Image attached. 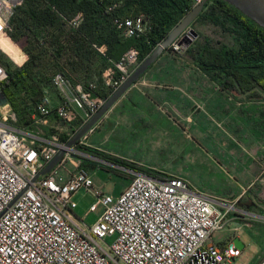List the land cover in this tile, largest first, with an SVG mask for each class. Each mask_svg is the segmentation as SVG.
Returning a JSON list of instances; mask_svg holds the SVG:
<instances>
[{
	"label": "built area",
	"instance_id": "2783aa9c",
	"mask_svg": "<svg viewBox=\"0 0 264 264\" xmlns=\"http://www.w3.org/2000/svg\"><path fill=\"white\" fill-rule=\"evenodd\" d=\"M22 1L0 0V41L9 39L5 33L8 20ZM200 1L191 0L190 9ZM79 20L77 15L69 25L76 27ZM113 24L124 38L147 30L141 15L114 19ZM182 35L167 50L183 51L177 44ZM2 53L12 61L5 51ZM137 64L136 52L127 49L103 70V85L112 93ZM6 81L0 66V90ZM50 88L57 100L52 103L47 89L43 90L34 108V124H44L47 117L55 115L64 123L77 119L80 127L104 102L91 96L94 84L87 88L71 85L60 74L51 77ZM2 98L0 92L1 110L5 108ZM14 122L15 115L9 109L0 113V264H225L240 255L229 241L223 245L211 241L213 234L224 229L233 204L200 195L180 177L152 179L124 168L129 175L126 186L116 196L104 194L93 187L81 168L82 160L69 157V153H79L74 147L47 174L33 180L57 151L64 149V143L55 135L48 140L27 136L14 128ZM65 162L71 170L63 167ZM78 191L90 193L94 199L88 211L97 205L103 208L90 225L72 213L75 203L71 198ZM106 237L112 238L111 243L104 242ZM256 264H264V257Z\"/></svg>",
	"mask_w": 264,
	"mask_h": 264
},
{
	"label": "trees",
	"instance_id": "16d2710c",
	"mask_svg": "<svg viewBox=\"0 0 264 264\" xmlns=\"http://www.w3.org/2000/svg\"><path fill=\"white\" fill-rule=\"evenodd\" d=\"M111 6L113 9L108 11ZM190 6L191 0H23L13 9L5 33L26 59L16 66L0 53V66L7 75L0 92L15 115L13 126L21 130L31 126L30 117L43 90L50 88L54 74H60L71 85L87 88L94 84L91 96L105 100L111 91L103 85L101 74L110 62L129 48L136 52L137 63L141 62ZM77 15L79 23L71 27L69 22ZM138 15L146 21L147 30L124 38L113 20ZM189 28L196 38L174 54L193 63L220 90L264 94L262 29L222 0H208ZM3 39L8 49L4 45L0 48L19 63L22 54L7 38ZM77 128L78 124L74 130ZM68 139L59 137L62 143ZM76 148L114 166L156 177L152 170L136 168L96 149L81 145Z\"/></svg>",
	"mask_w": 264,
	"mask_h": 264
},
{
	"label": "crops",
	"instance_id": "0c3cea01",
	"mask_svg": "<svg viewBox=\"0 0 264 264\" xmlns=\"http://www.w3.org/2000/svg\"><path fill=\"white\" fill-rule=\"evenodd\" d=\"M1 45L8 49L4 39H1ZM12 45L22 54L19 63L11 61L19 66L26 57L16 44ZM181 59L174 53L163 52L99 119L81 146L96 149L136 168L152 170L155 178L175 176L186 180L200 195L221 204H233L238 214L227 215V220L232 217L242 222L247 218L264 220V94L247 95L220 90L193 63ZM192 71H197L204 78L193 77L195 73ZM201 84L207 88H198ZM47 93L50 101L55 103L54 92L48 88ZM213 93L223 98L221 109V106L212 104ZM2 103L10 110L5 100ZM33 115L30 117L31 126L17 129L30 137L47 140L53 135L70 137L78 124L77 119L64 123L55 115L47 117L44 124H34ZM212 121L221 130H213L209 124ZM185 131L193 133L196 140L211 134L213 141H206L207 144L197 149L203 153L206 164L218 172L225 171V177L219 175L218 182L213 179L206 183L188 172L169 173L142 161V151H152L162 141L170 144L169 137L176 134L178 138ZM95 133L97 137L93 136ZM88 166H84V162L81 164V168ZM118 172L114 174L128 175ZM61 176L66 179L64 172ZM123 181L127 184L128 178L127 181L123 178ZM228 241L240 251L243 248L237 238H229L219 245Z\"/></svg>",
	"mask_w": 264,
	"mask_h": 264
},
{
	"label": "rangeland",
	"instance_id": "374dc122",
	"mask_svg": "<svg viewBox=\"0 0 264 264\" xmlns=\"http://www.w3.org/2000/svg\"><path fill=\"white\" fill-rule=\"evenodd\" d=\"M193 73H195L193 76L195 78H204V76H202L197 71ZM205 81L208 83L207 78H205ZM197 87L200 89L207 88L204 86V84H201ZM213 95L212 104L221 106L222 104L220 103L223 101V98L221 96L218 97V95H215V93H213ZM222 107L223 106H221L220 109ZM1 112L4 111L1 110L0 106V113ZM209 124L213 130H221V128L215 126L216 123L214 121L210 122ZM44 128L46 129V127H43V129ZM96 133L93 135L94 137L98 136ZM91 135L89 137H91ZM210 135L211 134L200 136L202 138H197L196 140L194 139L193 133L191 132H181L178 135V138L176 134H173L171 137H169L170 144L162 141L159 143V145L156 144V149H153L152 151H142L141 153L144 156L141 159L143 162H146L148 165L153 166L158 170H163L169 173L188 172L192 177H196L198 179L200 178V181L204 180L206 183H208L210 180L214 179L218 182L220 179L219 175H221V177H225V171L218 172L215 168H212L213 166L207 165L203 153L201 150H198V146L205 145L207 142L213 141ZM205 136H207V139H204ZM89 141L90 139L87 142ZM74 150L77 151V148L74 147ZM69 157L71 159L80 158L82 161H84V166L88 164L89 166L92 165V167L88 166L89 168H83L90 177L93 187L100 189L104 194L116 196L121 191L122 185L126 184V182L123 181V178L126 179V181L127 178H129V175L126 174L123 176L120 174H114L116 171L125 172L123 168H117L108 163H103L100 160H93L92 158L85 156L83 153H69ZM63 167L67 170L72 169V166L68 162H65ZM59 172L63 173V170L60 169ZM71 199L75 203V208L72 210V213L78 220H81L86 225H90L96 221L103 211L101 205H97L91 212L88 211L89 206L94 203V199L91 197L90 193L78 191L72 195ZM233 207L234 209L230 210L229 212L231 216L238 214L235 210L236 207ZM238 220L240 219L236 220L233 217L227 220L224 229L213 234L211 241L215 244H219L225 242V240L229 238L239 239V241L243 244L240 255L236 259L228 261L225 264H255L264 257V220L252 218H247L246 222ZM111 241V237H106L104 239L106 244L111 243Z\"/></svg>",
	"mask_w": 264,
	"mask_h": 264
},
{
	"label": "water",
	"instance_id": "95a60500",
	"mask_svg": "<svg viewBox=\"0 0 264 264\" xmlns=\"http://www.w3.org/2000/svg\"><path fill=\"white\" fill-rule=\"evenodd\" d=\"M208 0H201L199 4L191 8L177 23L173 26L162 41L137 64L129 76L114 90L102 103L99 109L80 127H78L64 143V149H60L53 158L36 174L33 180L39 176L47 174L62 159L66 152L73 151L79 140L99 121L106 111L122 96V94L133 85L147 68L163 53L166 52L169 45L178 39L177 44L186 48L195 38L196 33L189 28L194 19L201 12L204 4ZM235 10L249 19L252 23L264 31V0H222ZM4 99L2 98V101ZM112 165V164H111ZM114 166V165H113ZM117 167V166H116ZM152 178V177H151ZM153 179V178H152Z\"/></svg>",
	"mask_w": 264,
	"mask_h": 264
},
{
	"label": "bare ground",
	"instance_id": "6f19581e",
	"mask_svg": "<svg viewBox=\"0 0 264 264\" xmlns=\"http://www.w3.org/2000/svg\"><path fill=\"white\" fill-rule=\"evenodd\" d=\"M2 110H3V111H5V110H6V108H3Z\"/></svg>",
	"mask_w": 264,
	"mask_h": 264
}]
</instances>
